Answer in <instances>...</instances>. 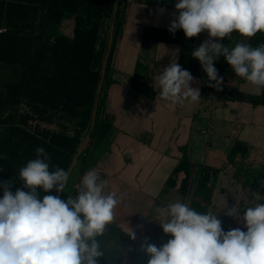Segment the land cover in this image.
I'll return each instance as SVG.
<instances>
[{
    "label": "trees",
    "instance_id": "obj_1",
    "mask_svg": "<svg viewBox=\"0 0 264 264\" xmlns=\"http://www.w3.org/2000/svg\"><path fill=\"white\" fill-rule=\"evenodd\" d=\"M173 0H146L147 5L164 7ZM115 0H0V198L4 184L10 191H25L19 169L35 159L36 149L43 147L50 155V171L56 166L69 171L73 159L90 130L102 64L106 53ZM119 0L113 39L97 103L94 126L85 149L76 158L65 192L67 199L78 194L82 177L95 166L94 149L107 136L111 123L100 116L103 87L108 79L112 54L122 33ZM144 39L179 45L178 64L201 80V96L210 87L201 63L191 53L196 48L182 29L145 28ZM247 38V37H246ZM253 47L264 44V33L247 38ZM219 76L243 81L220 56L214 61ZM140 64L136 65L132 89L152 97L142 87ZM244 101L264 106V88ZM234 167L233 178L242 180L250 192L264 197V163L248 160V146L236 140L219 166L194 163L182 149L181 159L166 178L159 195L175 190L190 206L206 212L221 172ZM57 196L55 189L43 192Z\"/></svg>",
    "mask_w": 264,
    "mask_h": 264
},
{
    "label": "clouds",
    "instance_id": "obj_2",
    "mask_svg": "<svg viewBox=\"0 0 264 264\" xmlns=\"http://www.w3.org/2000/svg\"><path fill=\"white\" fill-rule=\"evenodd\" d=\"M175 9L179 15L169 31L182 29L187 38L208 33L209 39L191 55L201 63L208 81L215 82L210 87L221 90L223 77L214 61L223 56L238 77L257 90L264 88V44L253 47L238 42L233 47L213 42V38L232 39L233 32L247 38L264 33V0H178ZM160 72L161 99L171 103L200 100L199 89L190 87L193 76L175 60ZM36 157L19 169L27 191L18 188L13 194L11 182L3 185L0 264H98L104 252L97 238L115 218L120 202L116 192L108 191V181L89 171L75 197L41 198L38 189L65 192L69 173L59 166L50 171L51 157L43 147L36 149ZM157 212L166 214L159 224L172 238L159 248L145 240L141 250L150 257L148 264H264V204L260 202L226 207L224 215L243 222L247 231L225 232L219 216L201 213L190 202L176 201ZM127 235L136 239L132 229Z\"/></svg>",
    "mask_w": 264,
    "mask_h": 264
},
{
    "label": "crops",
    "instance_id": "obj_3",
    "mask_svg": "<svg viewBox=\"0 0 264 264\" xmlns=\"http://www.w3.org/2000/svg\"><path fill=\"white\" fill-rule=\"evenodd\" d=\"M177 2L153 7L146 0H121L122 33L115 42L100 107V116L111 123V129L94 149L96 163L89 170L106 179L107 190L116 192L120 200L115 210L124 213L122 220L125 221L113 220L107 225L108 230L118 226L123 231L143 228V209L160 197L157 203L160 208L176 201L189 202L190 198L183 201L175 190L166 196L159 195L166 178L181 159L182 149L194 163L219 166L233 143L240 140L248 146L251 163L256 166L264 163V106H252L243 99L258 95L260 89L256 86L246 80L225 78L221 90L214 88L198 102L171 103L161 99L160 71L174 60L178 63L179 45L144 39L142 34L145 28L169 30L179 15L175 9ZM231 35L232 39L213 38V42L233 47L238 42H247L246 37L236 32ZM208 39L207 31L192 37L196 47ZM137 64L142 68L141 85L152 92V97L137 93L131 87ZM190 87L199 89L201 94L200 78L193 76ZM164 166L154 189L151 187L154 173ZM233 173L232 166L220 173L211 203L206 212H201L219 216L225 232L241 229L240 220L224 215L226 207L236 203L242 208L249 203L264 204V197L250 192L242 180L233 178ZM78 187H82V179ZM158 215L166 214L158 212Z\"/></svg>",
    "mask_w": 264,
    "mask_h": 264
},
{
    "label": "rangeland",
    "instance_id": "obj_4",
    "mask_svg": "<svg viewBox=\"0 0 264 264\" xmlns=\"http://www.w3.org/2000/svg\"><path fill=\"white\" fill-rule=\"evenodd\" d=\"M164 168H166V166L155 171L153 181L154 183L151 186L152 188H157L156 182L159 180ZM160 199L159 201H161ZM159 201L157 200L149 208L143 209L141 217L142 221L144 222L143 228H129V230L127 229L124 231L123 228L119 226L109 230L106 228L107 233L104 232L102 236L97 238L100 243L101 250L104 252V257L99 258L98 264H148L150 257L141 250V245L145 242V240H147L148 243L155 244L159 248L172 238L170 234H165L163 232V229L159 224L164 222L166 217V215H158L157 208L160 207L157 203ZM254 205L255 204L253 203H249V206ZM123 214L124 213L120 210H115L114 220H118L119 222L125 221L122 220V218H124ZM240 227L241 230L247 231L246 227L241 221ZM131 229L136 234L135 240H132L127 235Z\"/></svg>",
    "mask_w": 264,
    "mask_h": 264
},
{
    "label": "water",
    "instance_id": "obj_5",
    "mask_svg": "<svg viewBox=\"0 0 264 264\" xmlns=\"http://www.w3.org/2000/svg\"><path fill=\"white\" fill-rule=\"evenodd\" d=\"M118 4H119V0H115L113 15H112L110 29H109V37H108V42H107L106 53H105L103 64H102V71H101L100 81H99V84H98L97 96H96V99H95L94 110H93L92 117H91L90 130H89L88 134L86 135V137L84 138V140L81 143V145L79 146V149H78V151H77V153H76V155H75V157L73 159L72 165H71V167H70V169L68 171L69 174H70V172L72 170V167H73V164H74L76 158L80 155V153L83 151V149H85L87 147V145L89 143V140H90V133H91V131L93 129V126H94L96 108H97V103H98V100H99V93H100V89H101V86H102L103 77H104V73H105L106 61H107V58L109 56L111 45H112L113 30H114L115 21H116V14H117V10H118ZM59 194L60 193H57V196Z\"/></svg>",
    "mask_w": 264,
    "mask_h": 264
}]
</instances>
